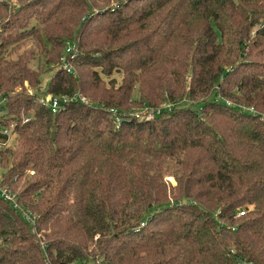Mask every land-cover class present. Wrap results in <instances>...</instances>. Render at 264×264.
Returning <instances> with one entry per match:
<instances>
[{"label":"trees","instance_id":"16d2710c","mask_svg":"<svg viewBox=\"0 0 264 264\" xmlns=\"http://www.w3.org/2000/svg\"><path fill=\"white\" fill-rule=\"evenodd\" d=\"M0 94V264H264V0H0Z\"/></svg>","mask_w":264,"mask_h":264},{"label":"built area","instance_id":"2783aa9c","mask_svg":"<svg viewBox=\"0 0 264 264\" xmlns=\"http://www.w3.org/2000/svg\"><path fill=\"white\" fill-rule=\"evenodd\" d=\"M76 52V44L75 42L68 41L66 42L64 53L60 57L59 60V66L65 70L67 73H74V69L72 67L71 62L68 60L67 55L73 54L75 55ZM43 88L41 87V91ZM6 98L0 94V134L7 137V142L0 143V145H6L11 140V137L14 135V128L16 126L15 120L9 121L8 124H2L1 121L5 119L4 117V110H3V104L5 102ZM42 101L46 103L53 112L61 105V103H67L69 101H80L83 104L90 105L89 99L86 97L75 94L73 96H53L51 94H44L42 97ZM161 108H167L170 109V104H162L158 108H148L143 107L140 111H134L131 113V115L137 116V117H146V118H152L155 114L159 113ZM28 116H23L22 122L28 121ZM116 122L117 124L120 122V119L118 116H116ZM0 198L9 203L14 209L18 210L21 213V216L23 220L30 225L31 232L36 233V215L32 213L29 209H25L19 200V197L17 193L10 188V186L3 180L2 176L0 175ZM244 211H240L239 215H243ZM143 225V223H142ZM237 264H247L242 260H239Z\"/></svg>","mask_w":264,"mask_h":264},{"label":"rangeland","instance_id":"374dc122","mask_svg":"<svg viewBox=\"0 0 264 264\" xmlns=\"http://www.w3.org/2000/svg\"><path fill=\"white\" fill-rule=\"evenodd\" d=\"M13 1H15V0H13ZM37 64H38V62H37V60L35 59L34 61H32L31 63H30V66L32 67V68H34V69H39L38 68V66H37ZM44 68L43 67H41L39 70H43ZM51 75H52V72H43V74H42V76H41V82H40V84H39V86H42V88H46L47 87V85H48V83H49V80H50V78H51ZM29 90H31L32 91V88H29ZM13 137H11V140L8 142V144H12L13 142H12V139ZM0 175H1V168H0ZM171 180V179H170ZM172 181V180H171ZM172 182H174V181H172ZM16 192V191H15ZM17 193V192H16ZM17 195H18V193H17Z\"/></svg>","mask_w":264,"mask_h":264},{"label":"water","instance_id":"95a60500","mask_svg":"<svg viewBox=\"0 0 264 264\" xmlns=\"http://www.w3.org/2000/svg\"><path fill=\"white\" fill-rule=\"evenodd\" d=\"M52 135H54V134H52Z\"/></svg>","mask_w":264,"mask_h":264}]
</instances>
